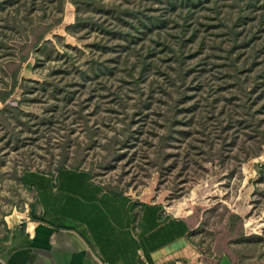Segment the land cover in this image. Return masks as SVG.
Returning <instances> with one entry per match:
<instances>
[{
	"label": "rangeland",
	"instance_id": "374dc122",
	"mask_svg": "<svg viewBox=\"0 0 264 264\" xmlns=\"http://www.w3.org/2000/svg\"><path fill=\"white\" fill-rule=\"evenodd\" d=\"M22 1L24 0H11L13 5L6 3L2 16L7 11L14 14L15 6ZM33 1V17L40 16L43 8H46L47 14L59 12L57 0ZM112 1L120 3L121 7L141 6L137 0ZM148 2L153 8L170 12V16L172 12L178 11L170 8L167 0ZM85 6L87 8L81 9L79 13L90 16L91 19L82 21L85 23L82 26L74 27L76 37L65 29L75 20V6L68 0L64 2L62 21L45 35L49 43L40 44L22 66L21 75L31 80L29 89L25 95H21V90L17 88L8 99L13 106H20L22 114H28L31 120L42 125L35 133L23 126L16 141L0 124V222L4 213L13 206H23L30 195L20 180L25 169L54 172L57 170L58 160L67 156V167L72 163L77 164V169L90 172L93 180L102 183L107 189L143 194L147 200H159L164 206L184 217L190 227L188 240L197 254L191 264H264L263 258L258 259L259 253L264 251V181L258 179L260 165L264 164V144L257 155L243 161L235 157L238 147L236 145L226 151L227 154L225 153L226 156L221 161L218 157L204 152L197 154V147L191 143L192 139L188 134L174 133L173 130L178 128H190L186 123L179 122H174L171 128L173 133L161 141L166 131V121L162 114H165L167 103L163 99H157L160 93L147 99L149 88L154 85L149 82L151 75L137 85L128 75H125L124 81L120 77L111 81L108 77L107 83L111 82L110 87H101L102 95L95 91L91 98L89 87L82 86L80 82H96L102 74L95 77L96 79L83 81L79 77L81 72L78 69L85 68L92 57L102 59L97 42L105 40L102 35L105 33L98 24H106L107 13L98 11L92 4ZM156 8L149 11L157 12ZM214 14L216 12L209 2L195 12V20L188 27L192 30L195 25V30L200 32L197 35L200 36L199 39L203 37L206 47L211 42V34L217 32L216 28L211 27L215 23ZM46 21H50V18ZM168 22L173 24L174 20ZM5 24L4 20H0L2 45L12 44L14 39L19 38L9 27H4ZM152 30L155 35L157 30L155 27ZM175 40L178 41V38ZM107 42L112 44L116 41ZM2 45L0 87H8L10 76L1 64L9 56L11 47ZM173 46L176 48V44L173 43ZM198 48V43L187 41L182 65L191 69L186 72L182 82L177 75V64L180 62H173L175 67L171 69V77L175 78V82H171L170 89L172 88L173 96L184 90L192 97L195 96L193 99L198 98L205 102L204 96L210 87L220 86L223 93H228V89L234 86H226L223 79H220L219 68H222L223 51L213 53L202 69L196 68L197 62H203L202 58L208 50L205 48L202 51ZM159 63L161 68L154 66L151 73L165 70V65L160 61ZM163 76L160 74L159 79L163 80ZM52 79L68 82L65 88L62 86L57 92V96L51 93L48 85L41 88L39 84L33 83L37 81L48 84ZM118 87L119 91L117 89L118 93L114 96L111 90ZM139 88L144 92H138ZM223 93H220L221 96ZM138 95L139 101H136ZM163 97L168 96L164 94ZM140 105L144 106L142 113L132 116L133 108L138 109ZM146 107L148 108L145 109ZM159 108L162 109L158 110ZM158 111L162 114L158 115ZM145 112H148L147 116L142 115ZM196 116L197 113L194 117ZM261 117L264 118V114ZM14 120L15 118L12 119ZM128 122L130 125L126 127ZM115 136L117 139L114 143L111 139ZM126 136L129 138L125 141ZM188 143L192 145L188 146ZM193 155L201 161L196 163ZM240 156H244L242 150ZM78 157L79 161L76 163L74 159ZM176 160L177 166L173 163ZM185 162L189 163V167L183 168L182 163ZM166 164L173 165L167 167ZM232 213L238 214L239 218L232 219ZM253 234L261 238L245 239V236ZM255 242L257 245H254Z\"/></svg>",
	"mask_w": 264,
	"mask_h": 264
},
{
	"label": "trees",
	"instance_id": "16d2710c",
	"mask_svg": "<svg viewBox=\"0 0 264 264\" xmlns=\"http://www.w3.org/2000/svg\"><path fill=\"white\" fill-rule=\"evenodd\" d=\"M57 1L59 12L47 14L46 8H43L40 16L33 17L32 12L35 11L33 0L22 1L15 6L14 14L7 11L4 16L2 15L6 7L5 4L12 3L11 5H13L14 2L0 0V20H4L6 23L4 27H9L8 29H11L19 37L14 39V43L8 44L11 47L10 52H8L9 56L1 64L10 76V83L8 87H0V101L2 102L0 124L16 141L23 131V126H26L28 131L35 133L42 125L38 121L31 120L28 114L23 112L25 114L23 115L20 106H13L8 99L12 97L17 88L21 90V95H25L29 89L31 80L21 75V69L40 44L49 43L45 39L46 33L62 21L66 0ZM68 1L75 6L76 14L75 20L68 24L65 29L76 37L77 33L74 32V27L82 26L85 24L82 21L91 19L90 16H82L79 13L81 9L87 8L85 4L95 5L98 11L108 15L105 17L106 24H104L105 22L98 24L101 31L105 33L102 34L105 40L97 42L100 50L99 55L102 56V59L92 57L85 68L78 69L81 72L79 77L83 81L96 79L102 74L96 82L95 80L92 83L91 81L88 83L80 82L82 86L87 85L89 87L88 93L91 98L95 91L102 95L100 94L101 87H110L111 82L107 83L108 77L111 78V81L116 77H120L124 81L125 75H128L133 78L137 85L151 75L149 82L154 85L150 86L147 99L149 100L152 95L160 93L157 99H163L162 101L167 103L164 110L165 114L157 112L158 115L162 114L166 121V131L162 135L161 141L173 133L171 128L174 126V122H179L186 123L190 128H187L188 130L178 128L173 130L174 133L181 134L184 132L186 135L188 134L192 139L191 143L197 147V154L204 152L218 157L222 161V158L227 154L226 151L236 145L238 147L235 157L242 161L258 154L259 148L264 144V118L261 117L264 114V57H262V53H264V0H167V5L170 8L178 10L172 12V16H170V12L156 7L154 8L158 11L152 13L149 10L154 8L148 0H137L141 5L137 8L134 6L132 8L121 7L120 3L116 4L112 0ZM209 2H211V8L216 12L214 14V16L216 15L214 17L215 23L211 27L216 28L217 32L211 34V42L206 47L203 37L199 39L200 36L197 35L199 31L198 29L195 30V25L191 28L192 30H189L188 27L195 20V12L204 8L205 4ZM94 11L96 10L94 9ZM48 18L50 21H46ZM169 20H174V23L169 24ZM154 27L157 30L155 35L152 30ZM27 30L30 33H27ZM114 38L116 40H113ZM176 38L178 41L175 40ZM107 41L116 42L109 44ZM187 41L198 43L199 50L203 51L205 48L208 50L205 52V57L202 58L203 62H197L196 68L204 69L206 61L212 57L213 53L223 51L222 68H219L220 79H223L226 86H234L228 89V93H223L220 86L217 88L210 87L204 96L205 102L198 98L193 99L195 96L192 97L184 90L173 96L174 93L172 88L170 89V84L172 81L175 82V78L171 77V69L180 62L177 64V75L181 80L185 78L186 72L191 69L186 64L187 68L182 65L185 59L183 51ZM140 43L141 45H139ZM173 43L176 44V48H174ZM8 45L3 44L2 46L8 47ZM105 54L108 56H104ZM159 61L165 65V70L151 73L154 66L158 69L161 68ZM160 74L164 75L163 80L159 79ZM33 83L39 84L41 88L48 85L51 88V93L57 96V92L61 90L62 86L65 88V84L68 82L64 83L52 79L48 84L37 81H33ZM117 89L119 91V87L111 90L114 96L118 93ZM138 92L143 93L144 91L140 89ZM220 93H223L222 96ZM164 94L168 97L164 98ZM136 101H139V95ZM122 104L124 107L125 102ZM142 107L141 105L138 109L134 107L132 116L140 115ZM147 113L142 115L147 116ZM196 113L197 116L194 117ZM13 118H15L14 121H12ZM126 125L128 127L130 122ZM134 131L137 132V130ZM128 138L126 136L125 141ZM116 139L115 136L111 140L115 143ZM191 143H188V146H191ZM110 145L113 144L110 143ZM240 150L244 153L243 158L240 156ZM185 152L186 154L189 153L187 150ZM65 158L62 157L58 160L57 170L67 168ZM77 160L79 161V157L74 159L76 163ZM194 160L196 163L201 161L197 156H194ZM176 162L177 160L173 162L175 166H177ZM182 164L183 168L189 167L188 162ZM166 165L171 167L173 164ZM76 167L77 164L72 163L69 168L77 170ZM27 170L30 169L24 171ZM85 172L90 174L88 171ZM258 179L261 182L264 181V164L260 165ZM233 218H239V215L232 213ZM251 237L261 238V236L253 234L245 236V239ZM255 244L257 245V242ZM261 258L264 259V251L259 253L258 259Z\"/></svg>",
	"mask_w": 264,
	"mask_h": 264
},
{
	"label": "crops",
	"instance_id": "0c3cea01",
	"mask_svg": "<svg viewBox=\"0 0 264 264\" xmlns=\"http://www.w3.org/2000/svg\"><path fill=\"white\" fill-rule=\"evenodd\" d=\"M30 193L0 222V264H191L178 212L143 194L107 189L85 170L30 169Z\"/></svg>",
	"mask_w": 264,
	"mask_h": 264
}]
</instances>
